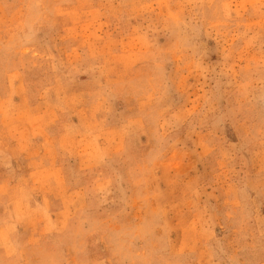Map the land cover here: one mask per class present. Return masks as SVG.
Returning a JSON list of instances; mask_svg holds the SVG:
<instances>
[{"label":"rangeland","instance_id":"rangeland-1","mask_svg":"<svg viewBox=\"0 0 264 264\" xmlns=\"http://www.w3.org/2000/svg\"><path fill=\"white\" fill-rule=\"evenodd\" d=\"M0 264H264V0H0Z\"/></svg>","mask_w":264,"mask_h":264}]
</instances>
